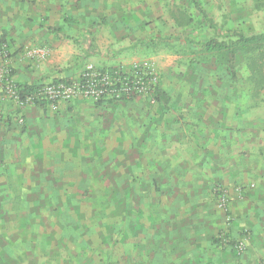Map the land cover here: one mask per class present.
Returning <instances> with one entry per match:
<instances>
[{
	"label": "rangeland",
	"instance_id": "obj_1",
	"mask_svg": "<svg viewBox=\"0 0 264 264\" xmlns=\"http://www.w3.org/2000/svg\"><path fill=\"white\" fill-rule=\"evenodd\" d=\"M115 1L108 0L110 7L100 6L102 12L94 13L108 18L97 24L114 26L110 30L116 37L109 34L107 38L93 37V41L114 42L113 50L111 46L107 54L113 64L87 61L70 81L78 79L90 63L123 71L140 65L153 73L157 87L172 95L176 107L165 112L148 95H137L132 101L96 102L76 98L46 104L37 120L39 124L45 117L42 125L29 136L38 141V147L20 153L38 155L35 162L41 172L36 177L32 175L34 171L23 166L20 178L14 170H9L11 175L0 176V202L6 204L5 209H12L3 213L0 204V264H208L211 263L207 261L208 251L226 249L224 256L229 254L231 260L228 264H244L242 260L251 248L253 230L247 224H235L231 207L233 200H243L246 192L258 188L256 179L246 184L225 185L218 176L206 179L202 169L201 178L197 177L192 159L179 148L170 150L171 160L165 159L169 153L165 148L166 131L173 125L178 133H185L183 128L188 126L195 132L196 111L201 107L222 113L235 109L263 121L264 87L254 94L244 58L237 61L239 78L235 82L215 61L192 66L195 46L180 43H186L188 38L206 39L212 23L225 31L247 35L263 31L264 0H196L198 4L191 0H147L149 4L142 2L139 9L124 0L123 11L121 2L117 8ZM200 8L207 18L202 16ZM188 16L192 22L186 24ZM1 43L8 44L12 58L10 43L2 35ZM40 47L49 49L45 58L32 57L27 52ZM51 51L47 45H27L22 58L42 61ZM95 58L106 60L102 54ZM32 105L35 104L23 108ZM245 121L243 124L248 118ZM2 122L3 119L0 126ZM25 126L30 131L25 121L19 122L17 128ZM260 135L264 139V134ZM263 145H257L259 151L251 153L252 164L258 170L264 167V157L257 159ZM50 177L55 179V188L75 193L76 199H82L79 204L83 214L79 215L80 223L72 227L71 238L63 236V223L72 222L73 217L66 220L61 213L68 204L66 194L61 191L55 202L49 198ZM135 178L139 180L133 184ZM153 179L156 182L152 185L149 182ZM109 185L121 197L116 207L101 204L111 199L104 198L112 195ZM86 189L88 194L82 196L81 191ZM130 190L135 197L130 195ZM221 195L225 196V205ZM22 197L27 200L22 202ZM55 205L58 208L54 210ZM256 213L264 215L262 211ZM207 219L221 223L213 226L221 231L209 232L197 225L198 221ZM174 222L185 226L186 236H181V230L171 225ZM196 241L205 245L202 249L206 255H201L200 260L186 259V247L195 245ZM240 243L242 249L238 247ZM212 264L225 263L213 261ZM253 264H264V256H258Z\"/></svg>",
	"mask_w": 264,
	"mask_h": 264
},
{
	"label": "crops",
	"instance_id": "obj_2",
	"mask_svg": "<svg viewBox=\"0 0 264 264\" xmlns=\"http://www.w3.org/2000/svg\"><path fill=\"white\" fill-rule=\"evenodd\" d=\"M107 1L0 0V36L2 35L10 43L12 75L19 85L26 88V86L30 87L54 80L70 81L75 72L81 70L87 61H95L101 65L108 64L109 66L113 64L112 58L109 56L110 62L107 61V54L114 42L110 40L106 42L93 41V37L95 39L107 38L108 34L116 37L112 33L114 26L105 27L97 24L103 23L107 17H97L94 13L96 10L102 12L100 6L102 8L110 7L111 5L107 4ZM119 1L123 11L124 0H116L115 5L119 8ZM130 2L138 9L142 2L144 5L149 4L147 0H127V4ZM102 30L104 33H101ZM27 45H47L52 51L42 61L22 58ZM99 54L104 55L106 60L96 59L95 57ZM46 104L36 103L29 107L16 108L12 101H5L4 117L0 126V176L11 175L9 170H14L17 172L16 177L20 178L23 166L34 171L33 176L37 177V172H41L35 162L38 155L35 157L30 153L22 155L20 153L29 152L30 149L34 150L38 147V141L29 139V136L30 133L33 135L35 130L42 125L45 117L39 124L37 120L46 109ZM245 114L246 112L235 109L223 113L219 110L208 111L206 107L197 109L195 132L188 126L183 128L185 133L182 131L178 133L174 130L176 127L173 129V125L166 131L168 145L167 147L165 145V148L169 153L165 159L173 157L170 150L175 149L176 151L179 148L186 152L189 159H192L193 165L197 169L198 176H196L199 178H201L199 175L203 170L202 173L206 179L218 176L225 185L244 182L246 184L256 179L258 188L246 192V197L243 200H233L231 207L235 224H247L253 230L251 248L242 260L244 264H253L258 256H264V215L260 216L256 213L257 211L264 212V169H262L264 167L258 170L250 158L253 150L259 151L257 145L264 144V139L260 135V133L264 134V118L263 121L255 120ZM20 117L26 124L29 123L30 131L28 126L22 127V129L17 128ZM246 118H248V122L243 124ZM258 121L261 122L260 125ZM32 126L35 128L33 129ZM206 126L208 129L205 131ZM261 150L257 156L258 160L264 157L260 156L264 153V145ZM206 179L201 180L203 183L209 184ZM49 180L52 178L50 177ZM5 194L7 195L6 191ZM195 209L193 207V210ZM171 225L181 230V236H186L184 233L186 228L182 227L181 223L174 222ZM197 225L202 228L206 227L209 232L212 230L221 231L219 228L213 227L214 225L221 226V223H214L209 219L200 220ZM189 245L185 251L186 259L190 257L192 260L195 258L200 260L201 255H206L202 249L205 245H201L198 241L195 245ZM226 251L227 249L224 252L208 251L210 259L207 261H211L208 264H212L213 261L228 264L231 260L228 258L229 254L224 256ZM173 252L175 250H172Z\"/></svg>",
	"mask_w": 264,
	"mask_h": 264
},
{
	"label": "built area",
	"instance_id": "obj_3",
	"mask_svg": "<svg viewBox=\"0 0 264 264\" xmlns=\"http://www.w3.org/2000/svg\"><path fill=\"white\" fill-rule=\"evenodd\" d=\"M7 43L0 44V122L4 117V103L13 101L17 107L28 104L47 103L55 105L58 101H69L76 98H90L96 102L119 101L137 95H148L152 103L157 87L156 77L148 69L140 65L123 71L116 68L97 67L88 64L78 79L73 81H50L24 88L12 75V58ZM32 57L45 58L49 53L47 47L27 50ZM19 122H24L22 117ZM222 197V198H221ZM222 204H226L225 196L221 195ZM242 249V244H238Z\"/></svg>",
	"mask_w": 264,
	"mask_h": 264
},
{
	"label": "trees",
	"instance_id": "obj_4",
	"mask_svg": "<svg viewBox=\"0 0 264 264\" xmlns=\"http://www.w3.org/2000/svg\"><path fill=\"white\" fill-rule=\"evenodd\" d=\"M194 4L196 3V0H191ZM198 4V3H196ZM200 12L203 17L207 18V15L204 10L200 8ZM177 18V17H176ZM178 24H181V21H179V18H177ZM192 22V19L190 16L185 20L186 24H189ZM212 22V21H210ZM212 30L210 31V34L206 37V39H203L201 41H197V39H186V43L181 45L193 47L192 52L195 53L196 57L192 58L190 60V64L192 66L195 65H201L204 62H211L215 61L220 66L224 68L225 74L230 75V78L234 80L235 82L239 78V70L237 66V61L239 57L244 58L246 63L248 64V78L251 80L253 86V91L258 92L261 88L264 87V30L256 33V34H250L247 35L244 32L240 31H232V30H223L218 25L212 23L211 25ZM52 31L54 29H51ZM26 88H29V86H26ZM254 93L257 95V93ZM154 97L156 99V102H158L161 107L164 108V111L167 112L171 108H175L176 104L173 102V97L170 93H168L165 89H162L161 87H156ZM135 97H132L130 99H127V101L134 100ZM55 180V179H54ZM53 179L49 182L51 185L52 193H50L49 198L55 202L58 198L61 197V191L65 194V199L67 200V207L61 210V213L67 218L72 217V222L68 220L67 224H64V232L63 236L65 238H71L72 235V227H76L78 223H80L79 215L83 212L81 210V203L82 199H76L75 193L69 194L67 191L62 190L60 187L55 188V185L53 183ZM139 179H132V183L135 184L136 181ZM155 179L152 180V182H149L153 185L155 183ZM158 182V181H157ZM119 182L116 181L115 185H118ZM109 188L112 195H105L104 198L110 197L111 199H107L106 202H102L101 204L108 206H118V203L121 201V197H119L117 191L112 186H107ZM131 189H133V185L130 186ZM158 190V189H156ZM77 192V191H76ZM82 196L88 194V189L81 191ZM116 193V194H115ZM132 191L130 190V195ZM81 196V194H80ZM132 197H135V195H131ZM91 199V198H90ZM89 199V200H90ZM27 199L22 197L21 201H26ZM94 200L97 202L98 198H94ZM120 200V201H119ZM102 201V200H101ZM1 204V212L3 213L8 212L9 210H12L11 208L5 209V205L3 202H0ZM56 204V203H55ZM161 204V202H159ZM76 207H79L80 209L77 210ZM58 208L56 205L54 206V210ZM48 210V209H47ZM179 209L177 208L178 211ZM74 215H73V214ZM93 216V215H92ZM92 218V217H91ZM65 221V220H64ZM167 222V220L165 221ZM181 234V233H180ZM61 242V239H60ZM10 257V256H9ZM16 258L12 256V260L15 261ZM17 261V260H16Z\"/></svg>",
	"mask_w": 264,
	"mask_h": 264
}]
</instances>
